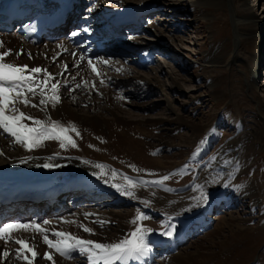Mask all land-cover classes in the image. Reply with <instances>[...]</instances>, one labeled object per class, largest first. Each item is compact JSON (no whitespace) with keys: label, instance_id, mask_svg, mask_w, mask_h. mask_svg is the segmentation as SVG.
Listing matches in <instances>:
<instances>
[{"label":"rangeland","instance_id":"1","mask_svg":"<svg viewBox=\"0 0 264 264\" xmlns=\"http://www.w3.org/2000/svg\"><path fill=\"white\" fill-rule=\"evenodd\" d=\"M126 1L84 0L79 7L83 14L81 19L88 16L87 10L95 14L102 11L104 5L118 8L123 7ZM128 2L144 5L145 20L136 25L133 32L135 39L108 35L109 39L102 40L107 42L103 46L118 49L121 53L125 52L122 55L115 53L112 55L115 64L119 66V71L112 74L125 75L128 72L133 74L140 71L147 75L151 70L152 74L159 76L166 86L161 90L156 81L149 77L147 83H150V89L145 94L140 92L139 96L133 95L131 93L133 90H130L132 86L129 84L122 87L121 90H126L124 98L133 101L134 104L121 105L118 114L128 122H133L131 124L133 131L131 135L129 132V136L138 143V150L130 149L124 154L113 152L104 146L107 142L105 139L100 144L102 149L100 148L98 152L102 154L101 157H105L102 159L106 160L104 161L106 166L111 168L114 174L119 172L111 162L117 163L125 172L121 175L127 186L128 181H142L148 190L141 191L144 196L135 197L136 201L117 203H99L100 198L110 196L111 193L97 191L100 195L96 198L71 201L68 193L73 190L68 191L64 195L65 200L62 197L63 205L64 202H68V205H65L66 211L54 215L45 213L39 219V223L44 219L59 220L58 217L62 215H69L87 207L119 212L121 216L130 211L131 214L127 217L128 227L120 234V241L129 238L137 224L142 228L151 229L145 238L147 246L153 251L149 257V264H168L170 261L172 264H186L176 257L170 259L171 254L177 251L180 254L200 252L202 257H197L202 259L200 264H263L261 258L264 255V44L261 45L257 40L252 48L248 45L249 41L239 48L234 46L233 17L235 11L241 13L240 11L245 12L250 8L264 27V0H223V3L217 5H210L206 0H128ZM89 20L87 24L95 26L103 25L107 21L104 18H95L94 15ZM92 45H95L94 42ZM151 48H158L160 54L166 52L164 56L168 57L163 59L167 61V67L155 69L150 61L138 62L141 59L140 54L149 55ZM231 49H234L235 57L226 66L218 63L207 65L211 57L223 54L228 56ZM132 58L135 63L128 61ZM251 78L253 89L248 85ZM215 81L218 82L221 91L218 97L213 96V90L209 87L210 83ZM119 85L115 86L119 88ZM176 113L188 120L189 126L174 124ZM146 117L155 118L153 124L141 125V129L136 127L135 130L133 127L135 122L142 123L139 120ZM191 122L202 125L201 133L192 129ZM72 140L76 147L66 145L65 148H61L60 144L52 141L56 143L54 155L78 158L79 142L76 136L72 137ZM163 142H167V146L159 145ZM234 143H239L237 152L252 149L250 147L256 149L246 159V169L240 173L231 172L225 177L222 171L213 169V165L223 149H227L225 151L227 153L229 151L227 147ZM13 144L18 145L14 142ZM90 148L95 149L92 145ZM7 150L11 151L12 148ZM9 175L20 176L15 173ZM164 177L168 179L165 180ZM248 180L252 187L256 185L259 188V200L252 204L248 198L238 200L234 197ZM153 192H157V196L153 195ZM147 195L156 198L158 202L154 207L156 212L140 205L142 203L139 201L147 199L145 198ZM204 196L207 197L206 200L215 201L213 204H206L205 214L209 216L206 219L207 224L199 226L196 220L190 219L185 225L186 218L202 212L198 207L199 201L204 205L206 201ZM194 199L195 207L192 206ZM246 211L249 212L248 216H252L251 220L245 222L249 230L238 239H234V235H230L224 222L230 220L235 223L231 216H247L244 214ZM229 213L231 216H228ZM137 215H144L147 219L133 223ZM32 219L29 214L23 220ZM111 225L116 227L115 224ZM165 226L171 228L172 235H175L172 251L161 250V247L157 246L158 241L156 244H150L149 241L150 238L157 240L169 237L162 234L168 230ZM197 227L199 231L193 230ZM9 264L15 262L11 261Z\"/></svg>","mask_w":264,"mask_h":264},{"label":"bare ground","instance_id":"2","mask_svg":"<svg viewBox=\"0 0 264 264\" xmlns=\"http://www.w3.org/2000/svg\"><path fill=\"white\" fill-rule=\"evenodd\" d=\"M206 1L210 5L223 3V0ZM143 8L144 5H135L127 0L123 7L109 8L104 5L102 11L93 15H95V18H107L115 15L114 20L110 22V25L112 24V26L115 25V27L121 28L124 26L127 30V35H130L129 39H135V34L133 32L135 31L137 24H134V21L130 20L134 19L138 22L144 20L145 16ZM87 12L91 15V12ZM240 12L241 13H237V11H235V17H233L235 29L233 45L239 48L241 45H245L246 42L249 41L248 45L252 48V45L255 44L257 40H259L260 44L263 45V24L258 21L250 8L245 12ZM77 28L78 29L75 31L72 30L70 36H68L65 40L55 39L52 42H44L43 44L38 45H30L29 43L22 41L21 35L17 34L15 30L9 32V35L7 34V36H5L4 33H0V44H2L0 52L10 50L12 53L6 58V62L16 65H27L29 68L40 67L42 69H47L54 77V80L51 82H59V103L39 105L40 96L37 94L35 97L29 95V99L32 103L37 104L38 107H25L23 104H17V107L28 116L44 121L45 123L57 121L64 127L73 126L76 131L73 132L69 129L67 135L71 138L76 136L77 142H79L77 149V152L79 153L77 155L78 158L73 159L68 156L56 157L54 155V153H56L54 145L56 143L60 144V141L58 140H45L38 147L29 151L22 148V145L19 143L18 145H14L13 138L0 130V179H12L13 181H16L21 180L22 178L26 180L27 178H33L35 181L43 183V187L41 189L42 194H32L30 197L31 199L27 198L25 200L21 199L11 201L6 204H0V217L4 216L3 218H10L9 216L12 215L15 219H17L10 220L7 224L38 223L46 230L44 233H37L31 229L28 231L19 230L13 232L11 234L12 238L7 242H5L4 239H0V253H3L4 251L9 252V256L7 258L0 257V264H9L11 261L15 262V264H25V261L22 258H17L16 249L20 246L14 242L16 239H24L28 241L30 245L35 246V250L38 255L35 258L34 264H81L80 262H83V264H89L87 256L78 250L72 251L68 256L59 255V253H57L54 249H50L44 243L43 235H47L48 238L54 242L61 239L60 237L55 236L54 233L64 232L70 234L71 237H77L83 240H92L96 243H118L121 239L119 237L120 234L128 227L127 219L129 218L127 217L130 216V211H126L124 217L121 216L119 212L97 210L95 207H87L81 211H74L69 215H62L58 217L59 220H55L53 218L47 219V224L44 223L45 219L39 223L40 218L37 214L40 213L41 215L42 212H50L54 215V209L57 207V204L61 202L63 192L70 191L71 188H74V190L78 189V191L69 194L73 201H77L81 198H96L100 195L97 194V192L111 193L110 196L100 198L101 200L99 199V203H117L119 201L128 202L129 200L136 201L137 198L135 197L144 196L141 191L148 190L145 188L142 181L134 180L135 182L131 181L134 186H127L125 183L126 181L122 178L123 175H121L125 174V172L119 167V165H117V163L111 162L119 172L118 174H114L112 169L106 166V163L104 162L106 160L102 159L105 157H101L102 154L100 155L98 150H100V148L102 149V145L100 144L103 143L105 139L107 142L104 143V146L106 149L112 150L113 152L117 151L124 154L125 151H129L130 149L138 150V143L134 141V139L130 138L131 136H129V132L131 135V132L133 131L131 128V124L133 122H128L118 114V111L120 112L121 105L134 104L133 101H128L124 98L126 90H121L122 87L128 84L131 85L132 89L130 90H133L131 93L139 96L140 92L145 94V92L150 89V83H147V78L149 77L156 81V85L161 90H163L166 85L159 76L152 74L151 70L150 73H146L147 75L140 71H136V73L133 72V74L128 72L129 74L126 73L125 75L112 74V72H116L119 68V66L115 64L116 61L112 55L114 53L116 55H122L125 54V52L121 53L118 49L105 47L102 49V52L100 51L101 53L99 52L100 55L95 58L90 54L91 49H83L84 44H82L86 43L89 38H92L93 34L89 35L90 31L86 28L85 23L77 26ZM121 28H119L120 33L123 35L124 32L121 31ZM97 30L98 29L96 28L95 31ZM73 33H76V35H72ZM79 38H81V44L78 43ZM121 50L126 51L124 48ZM234 52V49H231L228 56L223 54L216 56L215 58L211 57L207 65L218 63L226 66L230 60L235 57ZM17 53H20V55H17ZM132 60L133 58L128 61L135 63ZM160 60H163L162 63L168 64L165 59ZM89 61L92 62L91 65H89ZM105 61H107V63H105ZM147 61H149L148 56L145 53H142L141 59L138 60V62L144 63ZM93 67L96 69L95 72L92 71ZM253 78H251L252 80L248 82L251 89L254 88ZM40 79H43V77L41 76ZM117 84H120L119 88L115 86ZM209 87L213 90V96L218 97L221 94L217 81L210 83ZM82 105H84V107H82ZM154 119L155 118L146 117L143 120H139L140 122L142 121V123L137 124V122H135V126L133 127L136 130V127L137 129H141V125L149 126L150 124H153ZM24 122L28 123L29 126H35L31 120ZM173 122H176L174 124H178L180 126H189V121L178 113H176V117ZM191 125L194 131L197 130L201 133L203 130L202 125L198 123L191 122ZM52 141H55L56 143ZM162 144H164V147L167 146V142L160 143L159 145ZM91 145L95 147L94 150L90 148ZM238 146L239 143H234L227 147L229 149L227 153H225L227 149H223V152L214 163L213 169L215 168L222 171L225 177L231 172L237 171L240 173L246 169V159L251 156L256 148L250 147L252 149H245L237 152ZM9 148H12V150L8 151L7 149ZM44 165L49 166L45 167ZM14 167L18 169H15ZM30 169L33 171H30ZM13 173L20 176L9 175ZM2 174H4V176H2ZM46 176H53V178L49 179ZM250 184L251 182L248 180L247 184L243 186L239 194L234 195V197L238 200H245L248 198L251 200L250 204L259 200V188L256 185L252 187ZM114 185L119 186L121 190L131 191L133 196L130 197L128 195H122L121 191H118L117 187ZM108 187L110 189H108ZM94 190L97 192L92 193ZM53 191L61 193L59 195L60 199H56V202L53 201V199H55L53 197ZM156 193L157 192H153L152 194L157 196ZM153 195L152 197H154ZM152 197L151 195H147L145 197L147 199L143 198L144 201H139V203H142L140 205H144L156 212L157 210H154V207H156L158 202L156 201V198L154 199ZM195 202L196 200L194 199L192 204L194 207ZM214 202L215 201L212 200H206L204 201V205H202L200 204L201 201H199L198 208L202 209V212L200 214L194 213L191 218H186L187 220L185 225L190 219L196 220V222L199 223V226L207 224L206 219L209 216H206L205 214L207 213L206 204H213ZM29 211H32V215L34 217L32 221H20L22 213H27ZM65 211L66 208L64 206L59 208L57 212L61 214ZM248 213L249 212L247 211L244 212L247 216L235 215L233 217L230 213L228 214V216L235 219V223L230 222V220L225 221L224 223L229 229L230 235H234V239H238V237L245 233V231L249 230V227H247L245 222L251 220L252 216H248ZM195 215L196 217H194ZM36 217H38V220ZM101 221H103V223H100ZM111 224H115L116 227H113ZM85 227L91 231L85 232L83 230ZM193 230L199 231V228H193ZM175 231L176 229H174V232ZM174 237L175 235H171L169 237L165 236L157 240L150 238L149 241L152 244H156L158 241L159 244L157 246L161 247V250L172 251ZM69 242L71 243L73 241L69 240ZM152 252V249H149L146 255L141 256L138 259H130L126 262V264H149V257ZM195 252L180 254V252L177 251L175 254H171L170 259H174V257H176L180 259L182 263L200 264L202 259L199 258L202 257V255L200 252ZM45 253L52 255L53 259L51 261L45 259ZM27 254L30 256V253ZM75 255H77V257H75ZM261 260L264 264V255ZM100 264H102V261ZM114 264H121V262L117 261L114 262ZM168 264H172L171 261Z\"/></svg>","mask_w":264,"mask_h":264},{"label":"snow or ice","instance_id":"3","mask_svg":"<svg viewBox=\"0 0 264 264\" xmlns=\"http://www.w3.org/2000/svg\"><path fill=\"white\" fill-rule=\"evenodd\" d=\"M72 35H76V33ZM0 47H2V44H0ZM11 54L10 50L0 52V130L11 136L14 143L21 144L29 151L38 147L45 140H58L60 141L61 148H65L66 145L76 147L75 142L67 135L69 129L73 132L76 131L73 126L64 127L57 121L45 123L28 116L17 107V104H23L25 107H38L37 104L32 103L29 99V95L35 97L37 94L40 96L39 105L59 103V82H51L54 80V77L47 69L40 67L29 68L27 65H16L6 62V58ZM17 55H20V53H17ZM91 63L89 61V65ZM92 71H96L95 67L92 68ZM41 76L43 79H40ZM27 120H31L35 126H29L28 123L24 122ZM44 166L48 167L49 165ZM164 179L166 180L168 177H164ZM128 183L129 187L134 186L131 181ZM115 187H117L118 191H121L122 195L133 196L131 191L121 190L119 186ZM204 199L206 200L207 197L204 196ZM144 219H147V217L137 215L133 223ZM44 223L47 224L48 221ZM100 223H103V221ZM165 227L168 230L162 234L171 236L173 234L171 228ZM30 229L37 233H44L46 231L38 223L4 224L0 226V239H4L7 242L12 238L11 234L13 232L19 230L28 231ZM83 230L85 232L91 231L86 227ZM150 231L151 229L142 228L137 224L135 230L129 234V238L112 244L83 240L71 237L70 234L64 232L54 233L55 236L61 238L55 242L50 240L47 235H43V241L50 249H54L61 256H68L72 251L78 250L87 256L89 264H100L101 261L102 264H114L117 261L121 262V264H126L130 259H138L147 254L149 248L145 242V238ZM69 240L73 242L70 243ZM14 242L20 246L16 249L17 258H22L25 264H34L35 258L38 255L35 246L30 245L24 239H16ZM27 253H30V256ZM8 256L9 252L7 251L0 253V257L7 258ZM44 258L49 261L53 259L49 253H45Z\"/></svg>","mask_w":264,"mask_h":264}]
</instances>
